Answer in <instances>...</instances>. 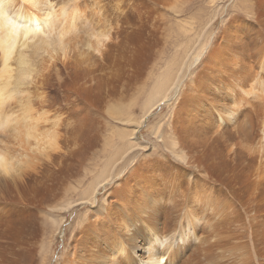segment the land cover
Wrapping results in <instances>:
<instances>
[{"label": "bare ground", "instance_id": "6f19581e", "mask_svg": "<svg viewBox=\"0 0 264 264\" xmlns=\"http://www.w3.org/2000/svg\"><path fill=\"white\" fill-rule=\"evenodd\" d=\"M161 1L139 0L127 13L109 21L93 18L101 11L97 5L86 15L84 6L70 9L53 0H0V249L6 245L16 254V261L7 264H29V247L36 245L32 234L39 222L37 213L49 209L60 193L64 194L62 204L51 213L70 212L75 203L88 204L91 210L81 217L84 225L70 241L64 264H250L253 259L264 264V234L260 233L264 229V154L253 170L243 162L227 163L228 146L214 149L220 138L228 143L233 135H217L209 142L212 135L172 131L170 145L176 151L170 150L193 169L182 179L192 190L188 201L193 203L178 209L182 213L177 228L170 224L174 209L162 206L175 195L157 197L153 180L163 174L169 184L161 186L169 194L180 176L178 168L165 164L164 157L159 166L145 164L142 157L125 174L129 154L138 147L134 140L140 126L154 109L177 96L180 66L189 53L186 49L179 60L173 59L146 95L144 60L133 57L140 82L138 97H146L140 115L133 108H121L132 77L128 71L120 77L114 74L112 63L123 59L125 69L130 64L117 49L133 35L141 34L148 41L144 30L150 21L148 10ZM245 2L238 9L252 14L255 29L251 40H238L237 49L247 57L264 56V0ZM178 7L175 4L170 10ZM227 38L224 30L221 43ZM234 68L231 63L228 73ZM107 100L110 108L104 107L102 113L101 103ZM110 121L129 125L112 131L105 149L97 152ZM238 135L242 142L248 140ZM242 142L236 144L237 158L254 159ZM190 145L200 151L179 154V146L184 150ZM115 180L120 182L112 186ZM108 187H112L108 199L99 201V191ZM176 202L171 201L177 210ZM52 222L59 226L61 220ZM113 229L117 233L112 239H102L107 230L111 236ZM0 264L5 263L0 259Z\"/></svg>", "mask_w": 264, "mask_h": 264}, {"label": "rangeland", "instance_id": "374dc122", "mask_svg": "<svg viewBox=\"0 0 264 264\" xmlns=\"http://www.w3.org/2000/svg\"><path fill=\"white\" fill-rule=\"evenodd\" d=\"M53 1L59 5H67L70 9L84 6L86 15L90 14V8H96L97 5L101 11L93 15V18L100 16L110 21L127 13L129 6L137 4L139 0H78L77 3L70 0ZM245 3V0H162L159 5L149 7L150 21L144 27L145 32L149 33L148 41L141 34L133 35L125 40L126 45H121L117 49L122 57L129 59V67L124 68L123 59L116 64L112 63L114 74L117 77H120L124 71H128L129 76L132 77L129 95L126 94L128 98L122 101L121 108H133L135 115H140L146 96L138 97L140 82L137 78V69L133 57L144 60L145 70L142 81L145 82L146 95L151 92L156 77L165 75V69L171 65V61L173 59L179 60L186 49L189 52L180 66V68L183 67V73L181 82L178 83L177 96L154 109L145 119L134 140L135 144L138 143V147H135L129 154L132 155L131 161L127 165L126 171L124 170L125 174L128 173V170L137 164L142 157L146 158L145 164H155V166L162 164L160 161L164 157L165 164H170L171 168H178L177 173L180 176L173 185V190L170 189L169 194V189H166L167 194L164 190L169 182L163 180L165 178L162 176L163 174H160L159 177L156 176V179L153 180L157 181V185L154 187L158 190L157 197H162L163 200L167 198V195H175L172 200L162 205L165 208H172L170 211L174 209L175 213L171 214L172 220L169 222L175 227H178L181 222L182 212L178 209L182 211L193 203L192 200L190 203L188 201L192 190L182 181L185 178L184 174H188L193 169L180 163L170 150L173 148L176 151L170 145L172 131L173 133L191 132L192 136L200 133L206 136L212 135L209 142L215 141L217 135H233V141L225 143L220 138V143L214 145L216 151L228 146L229 154L225 161L233 165H239L243 162L244 165H249L253 167V170H256L259 165L258 157L264 154V56L259 54L247 57L237 49L238 40L243 38L251 40V32L255 29L252 26V14L249 16L238 9ZM175 4L181 8L178 7L174 11L170 10V7ZM232 6L236 8L234 9ZM183 27L185 32H183ZM224 30H226V37L228 38L221 43L220 37ZM186 31L193 32L194 35H188ZM196 35L197 39L195 40ZM200 51L202 53L196 60L195 55ZM188 59H191L190 66L186 64ZM36 60L35 58L33 62ZM231 63L234 64V72L228 73L227 69ZM53 84L58 86L54 81ZM51 92H53L52 89ZM117 100L120 98L118 97ZM58 103L60 104L61 101ZM110 105L108 100L106 103L102 102L101 112L105 113L106 109L109 110ZM176 107L177 111H175ZM127 125L129 124L108 122V130L96 151L102 152L105 149L112 131L126 129ZM238 132L248 140L242 142ZM238 142H242L246 150L254 153V159L247 158L240 161L237 158L235 149ZM196 151H200L197 145H190L184 150H181L179 146L178 149L182 156H190ZM124 171L121 173L122 175H124ZM87 182L88 180L85 183L87 184ZM115 182L112 186L118 184L120 180H115ZM163 183H165L164 187L161 186ZM111 188L108 187L107 190L99 191L97 195L98 199L100 198L99 201L106 197L112 190ZM183 190L185 193L181 194L180 192ZM62 195L64 194L60 193L57 199L48 204L49 209H41L37 213L39 222L32 234L33 242L36 245L29 247V264H64L63 257L66 255V250L70 248L68 245L72 244L70 241L75 240L76 233L84 225L81 217L83 215L85 217L91 212L90 205L81 206L79 203H75L70 212L59 215L54 212L51 213V209H57L62 204ZM77 195L78 193L75 192L72 197L76 199ZM106 198L108 199V197ZM182 198L184 199L182 200ZM171 201H177L176 204L179 207L177 210ZM78 216H80L79 219ZM52 220H61V222L58 226ZM56 226L58 227L54 230ZM113 230L111 236L107 230L102 235V239L109 237L112 239L117 233V230ZM260 233L264 234L262 227ZM2 248V250L0 249V259L5 264H7L6 261H16V254L12 249L6 245ZM257 263L258 259L250 261V264Z\"/></svg>", "mask_w": 264, "mask_h": 264}]
</instances>
